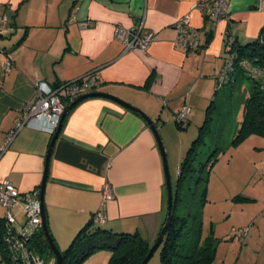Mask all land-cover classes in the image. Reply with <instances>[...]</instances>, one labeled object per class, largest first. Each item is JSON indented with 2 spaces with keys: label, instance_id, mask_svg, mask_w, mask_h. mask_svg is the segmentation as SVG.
Instances as JSON below:
<instances>
[{
  "label": "crops",
  "instance_id": "0c3cea01",
  "mask_svg": "<svg viewBox=\"0 0 264 264\" xmlns=\"http://www.w3.org/2000/svg\"><path fill=\"white\" fill-rule=\"evenodd\" d=\"M197 1L0 0V18L6 20L0 36V146L38 93L47 95L58 83L96 71L95 91L151 119L168 151L170 128L182 134L174 122L182 108L190 109L187 126L202 125L227 34L247 44L262 33L264 44V6L257 9L258 0H229L227 17L215 26L191 11ZM189 12L201 44L194 55L175 43L174 24ZM141 23L154 33L153 42L146 52L125 51L116 28ZM6 57L11 59L7 72ZM51 137L33 124L24 126L0 158V181H10L20 193L39 187ZM106 185L110 199L103 198ZM44 205L60 251L89 222L91 229L138 232L151 246L165 221L167 202L162 157L144 119L105 98L77 103L51 151ZM12 212L16 221L22 217L20 206Z\"/></svg>",
  "mask_w": 264,
  "mask_h": 264
},
{
  "label": "rangeland",
  "instance_id": "374dc122",
  "mask_svg": "<svg viewBox=\"0 0 264 264\" xmlns=\"http://www.w3.org/2000/svg\"><path fill=\"white\" fill-rule=\"evenodd\" d=\"M230 55L223 52L221 57L216 58L217 75L212 80L214 85L210 89V93H213L211 116L214 121L194 162L197 166L194 180L200 175L198 170L200 164L204 170L202 176L207 174L208 177L206 201L200 206L201 186L197 185L196 189L194 180H186L179 192L182 203L177 214L186 216L189 205V211L198 215L202 222L201 244L210 236L212 228L215 240L213 264H264V131L250 133L232 145L242 121L244 102L250 95L252 84L244 75L234 73L233 83L217 89V77L219 80L223 63ZM199 61L201 63V59ZM181 133L177 136L173 128H170L168 141L171 147L168 151L161 141L174 191L180 160L184 158L197 136L198 128L188 125ZM212 153L214 155L210 157ZM3 212L0 207V216ZM23 222L22 213V217L14 224L18 232L21 231ZM241 232L245 234L240 236ZM69 245L70 243L62 251ZM97 255V258L90 256L89 260L82 264H107L111 256L107 251H100ZM42 259L44 264L54 263L53 255L50 257L44 253ZM147 264H162L160 247Z\"/></svg>",
  "mask_w": 264,
  "mask_h": 264
},
{
  "label": "trees",
  "instance_id": "16d2710c",
  "mask_svg": "<svg viewBox=\"0 0 264 264\" xmlns=\"http://www.w3.org/2000/svg\"><path fill=\"white\" fill-rule=\"evenodd\" d=\"M225 49L226 53H230L231 55L229 59L224 61L220 74L227 67V61L232 60V65L228 70L226 69V81L222 85L233 83L232 77L234 73L244 75L252 84L250 95L244 102L240 127L232 141V145H235L250 133H262L264 131V50L261 48L259 41L239 44L237 39L230 34L226 36ZM253 71H256L257 74H254ZM68 84V82L58 83L53 89L59 85ZM220 86L217 85V89ZM95 90L92 92H96ZM77 98L72 100L63 99L64 108L68 107ZM212 109L213 101L206 109L205 117L202 125L198 128L197 136L193 139L179 166L176 190L172 189V217L164 240L160 245L162 264H213L214 261L215 240L212 236V228L210 236L201 244L202 222L198 215L196 213L192 214L193 211H189V205L186 216H179L177 214L179 205L182 203L179 192L182 189L183 183L189 179L194 180L193 177H195V173L197 172V166L194 162L196 157H198L201 147L205 144L204 138L206 134L210 132V126L213 121L211 116ZM64 121L65 118L62 122V127ZM174 122L178 130L186 129L187 120L184 123H179L175 118ZM213 155L214 153L210 157H213ZM201 167L203 166L200 164V169H198L200 175L194 180L196 189L197 185L201 186L200 206L206 201L205 195L208 181L207 174L202 176V171L204 170ZM38 189L39 187L34 188L32 191H38ZM91 227L92 223H87L78 232L69 247L64 251H60L63 257L62 264H82L90 256L100 251H107L111 254L107 264H141L152 246L138 232L113 233L101 226H96L92 229ZM16 242L24 244L23 249L25 251L41 259L44 253H47L50 257L53 255L42 227L29 238H22L20 231H17L14 224L7 222L3 212V215L0 216V264H24L25 259L22 257L21 251L15 248Z\"/></svg>",
  "mask_w": 264,
  "mask_h": 264
},
{
  "label": "built area",
  "instance_id": "2783aa9c",
  "mask_svg": "<svg viewBox=\"0 0 264 264\" xmlns=\"http://www.w3.org/2000/svg\"><path fill=\"white\" fill-rule=\"evenodd\" d=\"M263 6L264 0H258L257 9H262ZM228 7L229 0H199L192 5L191 11H197L203 14L212 26H215L221 19L227 17ZM85 25L86 23H81L82 27ZM174 28L176 30V45L187 53H196L201 44L198 31L191 26V13L189 12L179 17L174 24ZM5 29L6 20L5 18H0V35ZM114 34L115 38L123 45L125 51L138 49L142 52H146L148 46L154 40V33L145 30L142 23L130 29L118 27ZM227 62V67H225L223 73L220 74L218 81L219 86L225 83L226 69L228 70L232 65V60ZM3 66L6 72L9 71L11 67L10 57L5 58ZM253 73L257 74L256 71H253ZM99 81V73L94 71L68 82V85H59L55 87L47 95L38 93L33 103L25 107L16 120L12 130L7 133L3 144L0 146V158L8 149L19 131L27 124H33L53 136L65 110L62 100H72L92 92L98 87ZM189 113L190 109L188 107L182 108L175 117L177 122H186ZM102 194L104 199L112 198L110 186L106 185ZM15 206H20L21 212L24 214V222L20 231L21 237L29 238L42 227L39 189L38 191L20 193L10 181H0V207L3 209L4 216L9 224L16 223L15 216L12 212V208ZM99 223L103 224L104 221L100 219ZM244 234L245 232H241L240 236ZM23 247L24 244L19 242L15 243V248L21 251V255L25 259L24 264H44L41 258L25 251Z\"/></svg>",
  "mask_w": 264,
  "mask_h": 264
},
{
  "label": "water",
  "instance_id": "95a60500",
  "mask_svg": "<svg viewBox=\"0 0 264 264\" xmlns=\"http://www.w3.org/2000/svg\"><path fill=\"white\" fill-rule=\"evenodd\" d=\"M264 31V27L262 29V32ZM259 44L261 46V48L264 50V44L262 42V33L259 37ZM87 98H105V99H109L111 101H114L115 103H118L119 105L129 109L130 111H134L136 112L140 117H142L144 119V121L146 122V124L149 126V128L151 129L156 142H157V146L159 148L161 157H162V163H163V172H164V179H165V189H166V202H167V212H166V218L165 221L161 227V230L159 232V235L157 236L155 242L152 244V246L150 247L147 255L145 256V258L143 259V261L141 262V264H147L149 262V260L153 257L154 253L159 249L160 245L162 244L164 237L166 235L168 226L170 224L171 221V217H172V212H173V190H172V185H171V180H170V176H169V172H168V167H167V160H166V154L164 151V147L162 145V142L160 140L159 134H158V127L155 125V123L149 119L146 115H144L141 111L125 104L123 101L108 95V94H104V93H100V92H90V93H86L80 97H78L77 99H75L73 101V103H71L68 107L65 108L64 113L61 117L60 123L58 125V128L56 129L55 133L53 134V136L51 137V141L48 147V151H47V155L45 158V167H44V172H43V177L39 186V202H40V217H41V224H42V229L44 231V235L45 238L47 240V243L50 247V250L54 256V264H62L63 262V257L62 254L60 252V250L58 249V247L55 245L54 240L48 230V225H47V220H46V212H45V205H44V191H45V184L47 181V176H48V165H49V159H50V155H51V151L53 148V145L56 141V139L58 138L60 132H61V128H62V122L64 120V118L66 117L67 113L79 102L87 99Z\"/></svg>",
  "mask_w": 264,
  "mask_h": 264
}]
</instances>
